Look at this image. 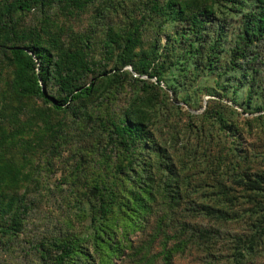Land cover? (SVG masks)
Returning a JSON list of instances; mask_svg holds the SVG:
<instances>
[{"label":"trees","instance_id":"1","mask_svg":"<svg viewBox=\"0 0 264 264\" xmlns=\"http://www.w3.org/2000/svg\"><path fill=\"white\" fill-rule=\"evenodd\" d=\"M263 111L264 0H0V264H263Z\"/></svg>","mask_w":264,"mask_h":264},{"label":"rangeland","instance_id":"2","mask_svg":"<svg viewBox=\"0 0 264 264\" xmlns=\"http://www.w3.org/2000/svg\"><path fill=\"white\" fill-rule=\"evenodd\" d=\"M129 91L130 88L126 87V89L123 91L122 95L119 96V103H123L125 101V99L128 97L129 95ZM209 98V96L205 95L204 99L207 100ZM204 109L198 111L197 113H201ZM195 113V112H194ZM260 114H264L263 112H259V113H255V114H244V117H240L241 123H244V118L246 119H252L254 116L260 115ZM260 128V127H259ZM258 127L254 128L253 125V131L251 133L246 134L245 135V139H244V146L249 147L251 149L254 150V153H259L262 152L264 153V133H261V131H263L262 129L260 130ZM259 168L264 169V160H261L259 163ZM61 173H53L51 174V179L52 182L58 181L60 179V175ZM59 200L60 199H51V201H54V210L56 211V209L59 208L60 204H59ZM50 201V203H51ZM50 203L47 202H43L40 205V211H41V215L43 216H50L48 211H47V207ZM40 215V214H39ZM41 218V217H39ZM207 224V221L203 222V225ZM207 226H212V223L207 224ZM30 227V231L28 232V235L25 236V241L29 238L32 237H40L44 232L45 229L47 228V226H45V224L41 225H31ZM244 229L243 225H230V226H222V232L225 234H238V233H242ZM229 240L227 241H221L218 245V248L216 250V254L217 255V260H215L214 262H209V259L206 258V253L202 252L201 250L198 249H193L192 251H187L184 254H179L177 256H175L174 258V264H230L229 260H227L226 256L229 254ZM160 247L156 248V252L159 251ZM38 261L36 259L35 256H25V255H20L19 257H15L14 260L12 261L11 264H37ZM117 264H129V263H120L118 262ZM233 264V263H232ZM264 264V263H263Z\"/></svg>","mask_w":264,"mask_h":264},{"label":"water","instance_id":"3","mask_svg":"<svg viewBox=\"0 0 264 264\" xmlns=\"http://www.w3.org/2000/svg\"><path fill=\"white\" fill-rule=\"evenodd\" d=\"M129 69H130V70H132V68H131V67H129ZM154 80H156V79H154Z\"/></svg>","mask_w":264,"mask_h":264}]
</instances>
